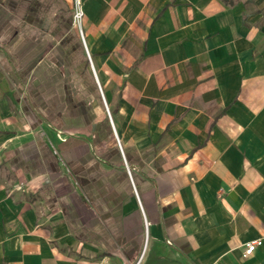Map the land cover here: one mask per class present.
Returning <instances> with one entry per match:
<instances>
[{
  "label": "crops",
  "instance_id": "crops-1",
  "mask_svg": "<svg viewBox=\"0 0 264 264\" xmlns=\"http://www.w3.org/2000/svg\"><path fill=\"white\" fill-rule=\"evenodd\" d=\"M0 264H264V0H0Z\"/></svg>",
  "mask_w": 264,
  "mask_h": 264
},
{
  "label": "built area",
  "instance_id": "built-area-1",
  "mask_svg": "<svg viewBox=\"0 0 264 264\" xmlns=\"http://www.w3.org/2000/svg\"><path fill=\"white\" fill-rule=\"evenodd\" d=\"M81 16H82V11L80 9H78L76 11V14H75L76 23L79 24V20H80ZM261 244H262L261 239L247 243L245 245V249H244V256L248 257V256L252 255L254 253V251L256 250V248L258 246H260Z\"/></svg>",
  "mask_w": 264,
  "mask_h": 264
},
{
  "label": "trees",
  "instance_id": "trees-1",
  "mask_svg": "<svg viewBox=\"0 0 264 264\" xmlns=\"http://www.w3.org/2000/svg\"><path fill=\"white\" fill-rule=\"evenodd\" d=\"M227 1V0H226Z\"/></svg>",
  "mask_w": 264,
  "mask_h": 264
}]
</instances>
